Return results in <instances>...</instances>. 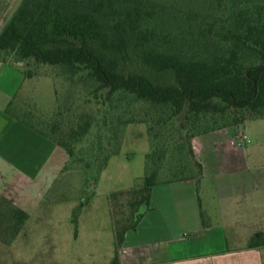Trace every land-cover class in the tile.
<instances>
[{
  "label": "trees",
  "instance_id": "obj_1",
  "mask_svg": "<svg viewBox=\"0 0 264 264\" xmlns=\"http://www.w3.org/2000/svg\"><path fill=\"white\" fill-rule=\"evenodd\" d=\"M1 62L64 68L88 86V102L112 107L125 97L126 109L145 108L140 122L161 126L143 186L111 196L117 211L128 196L131 213L115 219L119 264L118 248L137 228L153 187L203 175L193 139L264 119V0H22L0 30ZM132 114L126 124L137 121ZM22 120L72 159L69 140L86 137L97 117L85 111L69 132L57 119L55 137ZM118 153L106 154L99 171ZM13 215L19 232L29 214L16 208ZM262 246L264 233H256L249 247Z\"/></svg>",
  "mask_w": 264,
  "mask_h": 264
},
{
  "label": "crops",
  "instance_id": "obj_2",
  "mask_svg": "<svg viewBox=\"0 0 264 264\" xmlns=\"http://www.w3.org/2000/svg\"><path fill=\"white\" fill-rule=\"evenodd\" d=\"M27 81L18 67L0 64V216L9 218L0 219L5 229L0 231V264L30 259L33 241L42 244L37 251L47 264H113V213L114 237L105 247L83 251L74 247L80 235H63L61 221L32 223L33 213L42 210L44 197L60 178L67 153L9 108ZM242 133L251 142L239 145ZM193 146L203 175L181 181L191 186L186 190L172 189L169 183L153 187L137 228L126 233L118 248L119 264H264V246L249 247L256 233H264V119L247 121L238 130L225 127L197 135ZM16 208L29 214L19 232ZM81 208L71 207L72 224H81L73 220ZM93 242L104 245L101 239Z\"/></svg>",
  "mask_w": 264,
  "mask_h": 264
},
{
  "label": "rangeland",
  "instance_id": "obj_3",
  "mask_svg": "<svg viewBox=\"0 0 264 264\" xmlns=\"http://www.w3.org/2000/svg\"><path fill=\"white\" fill-rule=\"evenodd\" d=\"M21 1L0 0V30ZM9 61L17 62L11 58ZM2 63L10 64L5 62L0 64ZM13 65L18 67L26 78V71L31 68L33 76L27 78L29 81L11 101L9 108L36 128L55 137L57 135L52 132V127L57 119L62 123L63 130L69 132L71 127L78 125L80 116L85 111L97 117L86 137L81 140H69L76 149V155L72 159H69L67 155V162L60 171V178L51 186L49 194L44 197L42 210L39 208L33 213L32 223L42 219L61 221L65 225L61 230L63 235L69 236V232L73 236L80 235L74 247L82 251L91 246L105 247V242H109L115 235L112 232L113 208L116 210L114 222L116 218L123 219L131 214L128 196L119 200V211L115 207V202L112 204L111 196L115 192L131 191L143 186V179L147 174V159L152 152L153 136L162 130L161 126L156 124V127L151 128L153 123L140 122L139 120L143 119L146 112L145 108L126 109L125 97H122V104L119 103L120 99H116L112 107L99 106L95 100L88 102V86L79 77L73 78L64 68H53L34 62ZM130 113H133L132 116L136 117L137 121L126 124L124 120L128 119ZM103 117L107 120L106 124L101 121ZM98 123L103 124L101 129L96 126ZM105 130L108 131L107 136L103 135ZM116 151L119 153L109 157L106 167L100 172V167L105 165L101 162L103 157ZM43 154L46 156V149ZM180 182L174 181L169 184L172 189L186 190L191 187ZM162 184L167 185V183ZM186 203L190 202L186 201ZM71 207H82V210L77 209L73 213V220L81 221L80 225L77 222L73 224L70 222ZM139 207L140 213L145 212L148 206L142 204ZM0 219L4 221L9 218L0 216ZM0 231L5 229L0 228ZM6 231L8 232L7 229ZM93 239H101L104 245H95ZM29 247L33 249L30 251L32 255L30 259H11L5 261V264L49 263L39 257L41 255L37 250L42 247L41 243L33 241Z\"/></svg>",
  "mask_w": 264,
  "mask_h": 264
},
{
  "label": "built area",
  "instance_id": "obj_4",
  "mask_svg": "<svg viewBox=\"0 0 264 264\" xmlns=\"http://www.w3.org/2000/svg\"><path fill=\"white\" fill-rule=\"evenodd\" d=\"M248 142H251V138L247 133H242L238 139V144L239 145H244Z\"/></svg>",
  "mask_w": 264,
  "mask_h": 264
}]
</instances>
